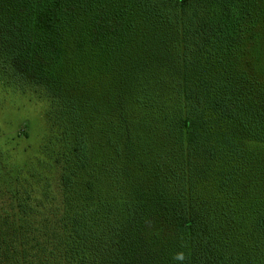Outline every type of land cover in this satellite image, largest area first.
Wrapping results in <instances>:
<instances>
[{
    "label": "trees",
    "instance_id": "1",
    "mask_svg": "<svg viewBox=\"0 0 264 264\" xmlns=\"http://www.w3.org/2000/svg\"><path fill=\"white\" fill-rule=\"evenodd\" d=\"M0 65V264H264V0H0Z\"/></svg>",
    "mask_w": 264,
    "mask_h": 264
},
{
    "label": "rangeland",
    "instance_id": "2",
    "mask_svg": "<svg viewBox=\"0 0 264 264\" xmlns=\"http://www.w3.org/2000/svg\"><path fill=\"white\" fill-rule=\"evenodd\" d=\"M1 68L3 67L0 65V71H2ZM27 91L29 90L27 89ZM23 97L24 98L16 102L14 96L12 97L8 95V98L0 97V132L3 133L2 136H0V147L3 148V150H10L13 155L14 148V161L20 164L25 162L29 157L31 158V156L35 155L37 144H34L31 147H25V144L22 142H20L19 145H16L15 142L6 144L5 138L3 137H5V135L16 137L27 132V134L31 135V139H33L32 141H35L39 137V132L46 130L48 127L43 115L44 109L42 110L40 104L34 103L36 97L33 95L30 96L28 92ZM22 136L25 137L27 135H21V137ZM17 173L19 174L22 172L19 170Z\"/></svg>",
    "mask_w": 264,
    "mask_h": 264
},
{
    "label": "clouds",
    "instance_id": "3",
    "mask_svg": "<svg viewBox=\"0 0 264 264\" xmlns=\"http://www.w3.org/2000/svg\"><path fill=\"white\" fill-rule=\"evenodd\" d=\"M177 259H182V257H177Z\"/></svg>",
    "mask_w": 264,
    "mask_h": 264
}]
</instances>
